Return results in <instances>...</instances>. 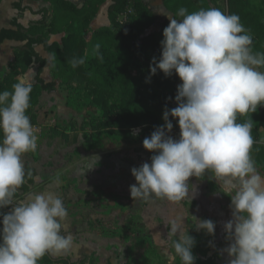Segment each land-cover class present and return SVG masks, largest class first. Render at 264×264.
Listing matches in <instances>:
<instances>
[{
	"label": "clouds",
	"instance_id": "1",
	"mask_svg": "<svg viewBox=\"0 0 264 264\" xmlns=\"http://www.w3.org/2000/svg\"><path fill=\"white\" fill-rule=\"evenodd\" d=\"M163 30L162 53L153 58L150 74L157 70L181 84L175 97L177 107L165 110L164 125L143 140V147L156 153L151 163L131 169L137 184L130 186L132 199L166 198L180 202L188 197L190 177L211 170L232 193L233 219L225 224L229 264H264V173L251 157L255 143L253 120L237 122L238 115L264 106V53L252 51V36L237 14L217 8L188 13L181 7ZM100 45L92 55L103 59ZM84 58L70 61L72 67ZM150 82V77L146 79ZM31 81L18 77L12 90L0 92V264H38L45 254L68 251L72 237L61 234L68 212L55 193L35 194L14 203L16 191L25 183L22 156L37 148V135L26 111L30 107ZM169 116L178 120L180 138L166 132L173 128ZM174 250L169 264L178 256L181 264H194L195 240L184 229L183 218L170 222ZM197 228L214 234L215 223L200 220Z\"/></svg>",
	"mask_w": 264,
	"mask_h": 264
},
{
	"label": "trees",
	"instance_id": "2",
	"mask_svg": "<svg viewBox=\"0 0 264 264\" xmlns=\"http://www.w3.org/2000/svg\"><path fill=\"white\" fill-rule=\"evenodd\" d=\"M34 1L50 3L51 11L43 9L42 20L27 29L17 24L16 32L0 33V43L5 39L26 42L25 48L15 53L10 73L0 81V92L11 91L21 73L26 72L32 64L38 65L30 93V107L26 111L32 126L37 124L32 115L33 107L38 104L43 92L56 91L57 82L65 86L68 108L89 113L82 125L86 133L106 134L112 130L132 133L134 129L142 128L143 135L164 125V111L178 106L175 97L177 86L182 81L175 70L171 76H165L159 69L155 75H151L150 64L154 57L157 61L161 57L163 30L170 22L166 21L160 31L151 32L156 16L146 0H112L107 9L109 26L91 33V25L107 0H85L82 4L74 0ZM163 3L176 19H182L178 15L181 7L186 8L188 13L211 7L224 14H237L253 38L252 51L264 53V0H163ZM16 8L27 10L21 4H16ZM49 36H62L61 42L48 45L46 39ZM96 44L100 45L102 60L92 55ZM38 45L49 52L51 61L35 51ZM74 58H84L85 62L72 67L70 61ZM48 66L55 79L51 83L42 79L43 70ZM259 70L264 71V68ZM149 77L150 82H146ZM249 119L253 120L252 136L257 143L260 132H264V106H258L255 112L238 115L237 122L243 123ZM169 120L176 132H180L178 120L171 116ZM55 137L62 139L64 136L58 134ZM2 139L3 133L0 131ZM68 142L71 144L67 139L65 143ZM250 154L255 166L264 168V146L253 144ZM36 176L35 171L25 167V183L16 191L14 203L23 201L31 193ZM85 262L45 254L38 264Z\"/></svg>",
	"mask_w": 264,
	"mask_h": 264
},
{
	"label": "rangeland",
	"instance_id": "3",
	"mask_svg": "<svg viewBox=\"0 0 264 264\" xmlns=\"http://www.w3.org/2000/svg\"><path fill=\"white\" fill-rule=\"evenodd\" d=\"M88 114L83 112L68 124L56 119L49 122L48 115L38 123L37 143L52 137L56 143L47 149L55 165L41 171L37 192H52L62 199L68 215L61 234L73 241L68 251L53 256L85 260V264H169L168 256L174 252L171 242L177 238L170 236V222L182 217L184 229L195 240L194 264H229L232 257L226 249L232 240L224 226L233 219L232 193L223 181L209 170L190 177L188 197L180 202L132 199L130 186L137 181L131 169L151 163L156 154L142 143L152 133H86L82 125ZM58 134L64 137L55 139ZM166 134L180 138L174 126ZM67 139L71 144L65 143ZM258 170L264 173V168ZM3 209L11 211L7 206ZM204 219L215 223L214 234L198 230L197 224ZM172 264H181L180 258Z\"/></svg>",
	"mask_w": 264,
	"mask_h": 264
},
{
	"label": "crops",
	"instance_id": "4",
	"mask_svg": "<svg viewBox=\"0 0 264 264\" xmlns=\"http://www.w3.org/2000/svg\"><path fill=\"white\" fill-rule=\"evenodd\" d=\"M74 1L79 4L85 2V0ZM146 1L150 5L156 16L155 25L150 31L158 32L166 21L170 22V17L173 18V15L165 8L163 0ZM111 3L112 0H107L106 4L101 8L100 13L91 25V33L103 27L109 26L110 22L107 18V9L111 5ZM16 4H21V6L23 8L26 7L27 10L22 11L17 9ZM158 4L162 7L163 10H160L161 8H158ZM43 9H48L49 11H51V4L44 1L34 0H23V2H20V0H3L0 4V33L2 31L16 32L17 24L27 29L30 26L39 23L42 20L41 11ZM50 18L51 15L48 17V20ZM94 26L96 27L93 28ZM61 38L62 36H49L46 39V44L50 45L55 42H61ZM25 46L26 42L21 41L19 39H5L2 43H0V81H2L6 77V75L10 73V66L14 61L15 53L24 49ZM35 51L44 59L51 61V55L45 50L44 46H35ZM37 71L38 65L32 64L26 72L21 73L18 77L26 76L33 84ZM42 79L46 83H51L55 81L50 66L46 67L43 70ZM67 95L68 94L65 90V86L61 82H57L56 91L42 93L39 98L38 104L32 109V115H34L35 120L37 122V124L35 125L37 128H40L41 130V127H38L40 126L38 125V123H42L47 115L50 116L48 118L49 122L52 119H56L58 121H62L64 124H68V121H73V118H80V116L82 117L83 112H76L67 107ZM52 138L54 139V137ZM57 138L58 137H56L55 139ZM53 139H47L43 142L37 143V148L34 151L25 153L22 156L24 167H29L37 174L34 185L36 187V190L34 189L36 193H32L31 191L30 194H32V196L35 194H46L45 192L37 191L38 188H40L39 186H41L39 183L40 180H42L41 171L45 170V168L47 167H50V165L52 164L55 165L53 160L50 158V155L47 153V149L51 147L52 143H56L53 141ZM254 144L264 146L263 131L260 132V141ZM32 196H30L28 199H30ZM9 209L11 210L12 208ZM1 211H4V209H0V213ZM4 214L7 213L4 211Z\"/></svg>",
	"mask_w": 264,
	"mask_h": 264
},
{
	"label": "built area",
	"instance_id": "5",
	"mask_svg": "<svg viewBox=\"0 0 264 264\" xmlns=\"http://www.w3.org/2000/svg\"><path fill=\"white\" fill-rule=\"evenodd\" d=\"M33 128L35 130V134L38 135V133L40 132V128H37L36 126H33ZM133 132L135 134H141L142 133V128H136V129L133 130ZM178 135H180V132H178Z\"/></svg>",
	"mask_w": 264,
	"mask_h": 264
},
{
	"label": "water",
	"instance_id": "6",
	"mask_svg": "<svg viewBox=\"0 0 264 264\" xmlns=\"http://www.w3.org/2000/svg\"><path fill=\"white\" fill-rule=\"evenodd\" d=\"M3 0H0V4L2 3Z\"/></svg>",
	"mask_w": 264,
	"mask_h": 264
}]
</instances>
